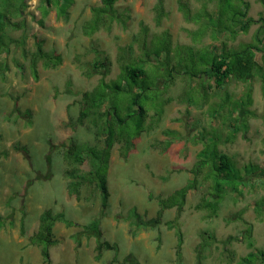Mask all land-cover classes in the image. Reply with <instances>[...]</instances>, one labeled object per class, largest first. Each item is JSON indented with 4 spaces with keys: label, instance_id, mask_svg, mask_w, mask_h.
<instances>
[{
    "label": "rangeland",
    "instance_id": "obj_1",
    "mask_svg": "<svg viewBox=\"0 0 264 264\" xmlns=\"http://www.w3.org/2000/svg\"><path fill=\"white\" fill-rule=\"evenodd\" d=\"M244 1L254 23L234 41L220 36L212 42L194 19L201 9L197 0H119L111 19L104 17L89 35L84 28L99 0H51L48 8L44 0H0V47L7 50L0 53V264H44L30 238L47 210L72 222L54 225L49 264H243L258 251L263 256L255 264H264V55H255L260 70L243 81L227 80L218 90L208 89L213 82L200 74L199 63L207 47L252 43L260 27L264 35V8ZM37 41L50 57L60 56V63L44 67L38 61L33 74L29 64ZM169 44L170 58L168 51H158ZM151 48L145 59L143 52ZM182 55L187 69L168 75L165 68L156 83L160 89L145 92L156 111L163 103L161 118L148 113L153 127L132 141L125 156L113 145L106 170L109 197L102 208L96 183L88 180L90 153L103 139H96L89 120L77 121L82 93L100 80L114 81L132 59L153 77L155 64ZM97 61L107 68L94 69ZM246 93L250 105L243 107ZM224 94L239 102L230 114L221 109ZM165 131L174 135L168 146ZM211 136L242 175L247 166L257 170L242 176L240 194L224 195L216 216L196 209L207 182L188 191L180 211L172 207L158 216L159 201L192 180L197 155ZM76 155L83 158L80 164ZM93 221L102 241L114 248L99 259L95 238L84 230Z\"/></svg>",
    "mask_w": 264,
    "mask_h": 264
},
{
    "label": "trees",
    "instance_id": "obj_2",
    "mask_svg": "<svg viewBox=\"0 0 264 264\" xmlns=\"http://www.w3.org/2000/svg\"><path fill=\"white\" fill-rule=\"evenodd\" d=\"M10 1L12 3V0ZM117 1L119 0H99L100 7L93 8V18L84 28L86 35L97 30L99 25L103 23L104 17H110L108 14ZM197 1H201V9L194 15V19L199 22L200 28L206 31L207 36L210 37L212 42L221 41L220 36H223L226 41H234L239 34L245 32L254 23L252 18L247 17L249 3L244 0ZM256 1L264 8V0ZM44 3L48 8L51 0H44ZM210 6L212 7L211 10H209ZM0 10L2 11L3 8ZM156 11V18L158 19L161 15L160 4H157ZM262 29L263 27H260L255 33L254 42L243 44L238 48L227 46L225 42H220V46L207 47L206 59L204 61L199 60V63L201 64L200 74L213 82V86L210 85L209 90L223 89L227 80H246L247 77L261 69L255 60V55L257 52H261L264 55V35ZM167 47L165 49H158V51L160 54L168 51L167 54L170 58L172 52L170 44ZM35 49L29 64L33 74L36 73L35 67L38 61H42L44 67H56L60 63V56L50 57L42 49L41 41L35 43ZM4 51L7 50L0 47V53ZM151 54L152 48L144 51L143 57L148 59ZM178 58L176 61L174 59L173 62L169 60L170 63L160 61L158 64H155L158 74L155 73L153 77L148 75L144 64L139 65L138 61H133L132 59L121 65L120 73L114 81L106 83L100 80L92 91L82 93L77 121L79 124H83L84 120H89L94 126L96 139H103L102 147L95 150V153H90L93 159V174L89 176L88 180L91 183H96L95 185L101 195L102 208L107 206L109 197L106 186V170L113 145H120L122 155L125 156L132 148V141L153 127L151 125L152 121H146L148 113L154 111L156 112L154 116L160 117L162 115L163 103L161 109L158 110L159 112L156 111L158 107H153L152 102L145 96V92L149 88L154 91L160 89V86H157L156 83L159 80V76H161L160 73H164L165 68H167L168 75H172L175 70L180 69L181 71H185L187 69L185 63L187 62L186 57L182 55V57L179 56ZM93 66L94 69L107 68L104 61L94 62ZM182 73L183 75L186 74V72ZM261 75L264 82V74ZM169 79L165 81V84L170 82ZM223 96L222 110L226 109L228 114H230L232 113L230 108L236 110L239 107L238 101H229L230 97L227 94ZM241 102H243V107L249 106L250 94L246 93L245 99H242ZM242 125L245 126L244 123ZM131 128H134V132L130 131ZM164 134L169 137L168 141H165L168 146L170 137H174V135L170 131H165ZM197 158V162L191 169L192 180L184 187L175 190L167 198L159 201L160 211L158 216L166 209L172 207H176L177 211H180L185 203L188 191L196 189L197 185L200 183L202 185L206 182L208 183L207 192H204L200 203L196 205V209L207 212L209 218L216 216L224 195L228 192L240 194V189L245 186L242 176L246 175L247 177L248 174H252L257 170L254 166H247L244 168L243 171L245 173L242 175L231 158L217 150L216 138L212 136L206 139V143L198 153ZM74 160L80 164L83 158L80 155H76L74 156ZM90 173L91 171L88 175ZM199 177L202 178L201 182L198 180ZM77 183L71 184V192L76 191ZM175 199H177V202L174 201ZM261 208H264L263 204L260 206V212L262 211ZM57 222H61L67 227L72 226L70 220L60 215H54L50 210L44 211L39 217L37 231L30 238V243L39 247L44 264H49V248L55 243L54 225ZM84 230L96 240V259H99L102 252L114 249L113 245L109 242L102 241V233L99 229L98 221H93ZM258 255L262 257L263 252L258 251L257 255L249 253L242 260L243 264H255Z\"/></svg>",
    "mask_w": 264,
    "mask_h": 264
}]
</instances>
